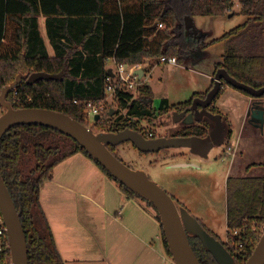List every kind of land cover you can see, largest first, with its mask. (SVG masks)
Listing matches in <instances>:
<instances>
[{
    "label": "trees",
    "instance_id": "16d2710c",
    "mask_svg": "<svg viewBox=\"0 0 264 264\" xmlns=\"http://www.w3.org/2000/svg\"><path fill=\"white\" fill-rule=\"evenodd\" d=\"M239 1V12L246 19L213 40H226L228 43L214 68L224 67L236 79L260 87L264 85V0ZM232 2L0 0V89L19 73L63 71L60 79H38L33 83L22 79L10 91L8 99L15 107L53 108L86 122L83 101H98L105 96L106 75L109 73L106 60L114 58L120 62L140 64L146 58L163 55L175 56L180 62L186 55L199 57L206 49L203 41L205 34L198 31L196 37L186 35L184 16L223 15L229 12ZM40 15L45 17L46 35L53 47V56L49 55L39 31ZM193 40L195 45L191 42ZM221 91L222 88L219 93ZM153 95L150 85L145 82L138 88V98L131 103V93L119 92L118 104L128 108L127 115H119L109 126L100 123L99 129L117 131L129 127L144 134L143 129L132 122L131 115L148 120L156 116L151 104ZM74 98L79 102H72ZM188 102L169 105L168 100L162 98L157 109L176 110ZM206 125L211 126L212 123ZM191 128L189 125L177 133L191 134ZM109 147L115 152L114 146ZM76 151L90 157L126 194L144 200L119 183L72 137L39 124L12 126L0 139V172L17 209L21 210L20 220L26 235L29 264H65L55 244L39 193L53 166ZM226 190L227 233L222 243L233 255L235 264H245L260 236L252 230L251 224L264 223V175H229ZM156 218L159 220L157 213ZM246 224L248 227H243ZM160 228L166 253L171 255L161 224ZM234 229H239L236 234ZM189 241L202 264H218L197 236H189ZM240 241L244 245L238 252L229 246L231 242ZM0 264H10L7 244L0 254Z\"/></svg>",
    "mask_w": 264,
    "mask_h": 264
},
{
    "label": "rangeland",
    "instance_id": "374dc122",
    "mask_svg": "<svg viewBox=\"0 0 264 264\" xmlns=\"http://www.w3.org/2000/svg\"><path fill=\"white\" fill-rule=\"evenodd\" d=\"M228 13L223 15H195L194 23L201 34L206 49L199 57L186 55L183 62L169 63L156 58L144 60V75L140 81L154 84L152 107L156 116L151 120L132 116L131 120L144 132H155L157 135L170 133L173 126L170 110L157 109L164 95H169V105L191 95V88L200 89L205 81L200 73L202 63L217 62L228 47L226 40H213L225 31L242 23L246 16L241 14V3L232 0ZM194 44V40L191 41ZM195 45V44H194ZM193 52V51H191ZM157 62H161L159 65ZM213 63V66H214ZM110 66L112 61L107 62ZM137 95L132 97L138 98ZM248 93L232 85H226L216 97L215 104L223 113L225 123L232 118L233 133L229 135L232 143L231 154H226V145H214L206 155H198L187 147L161 149L159 152L144 153L138 150L130 141H124L114 146L115 153L129 166L144 170L147 175L168 191L174 199L184 205L190 213L199 219L216 237L224 241L227 233L226 224V180L229 175H264V134L254 126H249L247 133H242L247 112L241 108ZM162 97V98H161ZM106 107L114 108L113 114L105 112L103 122L94 124L99 129L100 123L109 126L119 115H127L128 108L121 107L115 100H107ZM4 111L0 107V114ZM87 122V119L85 120ZM264 131V130H263ZM228 135V134H227ZM251 147L248 151L247 148ZM235 154V155H234ZM228 170V171H227ZM228 175V176H227ZM156 211V209L154 208ZM157 213V212H156ZM160 219V218H159ZM252 225V224H251ZM261 225V224H259ZM256 244V243H255ZM175 264L171 255L166 260Z\"/></svg>",
    "mask_w": 264,
    "mask_h": 264
},
{
    "label": "water",
    "instance_id": "95a60500",
    "mask_svg": "<svg viewBox=\"0 0 264 264\" xmlns=\"http://www.w3.org/2000/svg\"><path fill=\"white\" fill-rule=\"evenodd\" d=\"M185 34H196L194 16H184ZM157 22L154 23V26ZM110 71V70H109ZM143 68H137L139 77ZM63 71L50 73L33 71L28 75L19 73L0 91V106L4 111L0 114V139L5 132L17 124H39L54 128L76 140L85 151L103 166L119 183L144 198L145 202L156 209L160 224L175 264H202L195 254L189 241V236H197L204 248L209 251L218 264H235V259L221 240L202 225L198 218L162 186L152 180L147 173L139 168H133L125 163L109 146H116L124 141H130L142 152H156L163 148L187 147L198 155H206L214 145H221L225 139L224 124L220 113H213L207 106L226 82L238 89L248 91L259 97L264 94V85L254 87L231 76L224 67H219L213 75V85L204 98L193 100L190 112L184 122L191 124L207 117L214 125L204 136L197 134L147 137L141 131L126 127L117 131L94 128V125L81 122L75 117L53 108L40 106L15 107L6 98L7 94L23 79L33 83L38 79H60ZM113 108L109 114H113ZM185 112L173 111L174 121H178ZM98 115L95 116L98 119ZM252 117L263 121V109L256 108ZM0 213L5 225L6 244L9 249L10 264H29L26 235L24 233L20 214L9 189L0 172ZM245 264H264V232L259 236Z\"/></svg>",
    "mask_w": 264,
    "mask_h": 264
},
{
    "label": "crops",
    "instance_id": "0c3cea01",
    "mask_svg": "<svg viewBox=\"0 0 264 264\" xmlns=\"http://www.w3.org/2000/svg\"><path fill=\"white\" fill-rule=\"evenodd\" d=\"M38 27L49 55L53 56L43 15L38 18ZM109 60L106 66L111 67L107 64ZM213 63H202L204 73L200 74H204L205 81L197 87L200 89L191 88V94L210 85ZM143 65L140 63L139 68H144ZM149 85L154 94V84ZM163 98L172 102L169 95ZM250 102L251 97L247 96L241 108L244 112L248 111ZM232 118H228L231 123ZM225 152L233 155L230 149ZM39 198L65 264H168L169 255L154 208L140 197L122 191L82 151L53 166L50 176L41 184Z\"/></svg>",
    "mask_w": 264,
    "mask_h": 264
},
{
    "label": "built area",
    "instance_id": "2783aa9c",
    "mask_svg": "<svg viewBox=\"0 0 264 264\" xmlns=\"http://www.w3.org/2000/svg\"><path fill=\"white\" fill-rule=\"evenodd\" d=\"M162 24L160 23L159 26ZM112 60L113 65L109 67V73L106 75V83H105V96L98 101H94L92 99L84 100V109L86 113L87 123L96 124L97 122H103L105 112L109 114L110 107H106L105 103L107 100H118L117 96L119 92H129L131 93V98L136 96L138 93V88L142 84L139 77L136 73V69L139 68V64L133 63H125L116 61L114 58H110ZM160 61H165L169 63H176L177 59L175 56H160ZM72 102L78 103L77 98L72 99ZM118 102V101H117ZM115 111V109L113 108ZM113 111V113H114ZM98 115V119L95 116ZM243 227H248L247 224ZM255 223L251 225L252 230L255 229ZM239 229H234L233 233L236 234ZM260 235L264 232V223L259 226ZM6 237L5 233V225L0 213V254L3 252L6 241L4 240ZM226 239V238H225ZM244 243L242 241L238 243L231 242L229 246L235 248L236 252L240 251L243 247Z\"/></svg>",
    "mask_w": 264,
    "mask_h": 264
},
{
    "label": "flooded vegetation",
    "instance_id": "af4514ba",
    "mask_svg": "<svg viewBox=\"0 0 264 264\" xmlns=\"http://www.w3.org/2000/svg\"><path fill=\"white\" fill-rule=\"evenodd\" d=\"M196 30H197V32H196L195 35H194V33H189V34L193 35L194 37H196L198 35V31H199L197 27H196ZM215 70L216 69L214 68V72H215ZM214 72H213V75H214ZM23 79H25V81H26V78H23ZM7 84H9V83H7ZM212 85H213V80L211 81L210 85L205 90H203V91H197V90L193 91L192 94L187 99H185V100H189V102L183 104L182 106H180L178 108H176V111H178V112H185L184 116H182L178 121H174V118H173V111H175V110L173 108L170 110V117L172 119L173 126L176 127V125H177V127L174 130H172L170 133L165 134V136L184 135V134H178L177 131L181 130V129L185 128V127H188L189 125L192 126L191 134H197V135L204 136V135H206L208 133V131L212 128L214 123L211 120H209L207 117H203V119L201 121H194L191 124L185 123L184 119H185V117H186V115L188 113L194 112V110L192 111V109H191L193 100L197 99V98H204L206 96L207 92L212 87ZM226 85H230V84H228L226 82H222L221 83V88L223 89ZM0 91H1V89H0ZM9 93L6 96L7 99H8ZM247 93H248V96L251 97V102H250V105L248 107V111H247V114H246V117H245L246 121H245V123H244V125L242 127V133L246 134L247 132H249L248 131V129H249L248 127L249 126H254V127H256V129L259 130V132L264 134V131H263L264 130V95L262 94L259 97H255V96L251 95L248 91H247ZM218 95H219V92L212 99L211 103L207 106V108H208V110H210L213 113H220L222 115V121H223V124H224V133H225V139H224L223 144L226 145V149H232V143H231V141H230V139L228 137H229V135L231 136V134L233 133V124L230 122L229 123V127H228V123H225V119H224L223 113L216 106L215 100H216V97ZM185 100H183V101H185ZM256 108L263 109V121L262 122H260V119H256V118L252 117V111H253V109H256ZM208 122H211L212 125L211 126L206 125ZM248 134L249 133H247V135ZM144 135L147 136V137H155V136H157V134L155 132H150V131L149 132H145ZM185 135H189V134H185ZM165 149H169V148H165ZM160 150H158L156 152H159ZM146 153H149V152H146ZM257 163H264V161L263 162L259 161ZM253 223H255V226H256L254 231L257 232L260 235V231H259V226L260 225L257 224L256 222H253Z\"/></svg>",
    "mask_w": 264,
    "mask_h": 264
}]
</instances>
